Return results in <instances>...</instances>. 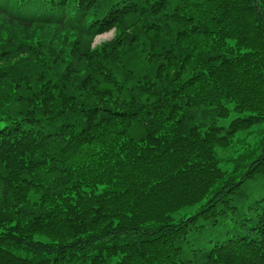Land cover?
Instances as JSON below:
<instances>
[{"label": "trees", "instance_id": "obj_1", "mask_svg": "<svg viewBox=\"0 0 264 264\" xmlns=\"http://www.w3.org/2000/svg\"><path fill=\"white\" fill-rule=\"evenodd\" d=\"M262 124L264 0H0V264H264Z\"/></svg>", "mask_w": 264, "mask_h": 264}, {"label": "rangeland", "instance_id": "obj_2", "mask_svg": "<svg viewBox=\"0 0 264 264\" xmlns=\"http://www.w3.org/2000/svg\"><path fill=\"white\" fill-rule=\"evenodd\" d=\"M111 38L112 37H111L110 34H105V35H103V36H101V37H99L97 39V43H100V41H108ZM217 122L219 123V125H221L223 127H227L229 125V120L228 121H226V120H218ZM263 135H264V124L260 125V127L257 128L254 136H252V135L248 136L247 141H249L251 143H255L256 141H259ZM244 138H245V135L244 134L240 135V137H239V139H242V140ZM239 149H240L239 151L242 150L241 148H239ZM231 151H233V150H231ZM231 151L227 150L225 152H220L221 158L231 157L232 156V152ZM226 170L227 171H230L231 170V166L230 165L229 166H226ZM191 212L192 211H189V213H191Z\"/></svg>", "mask_w": 264, "mask_h": 264}]
</instances>
